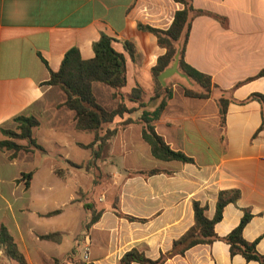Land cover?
<instances>
[{
	"label": "crops",
	"instance_id": "1",
	"mask_svg": "<svg viewBox=\"0 0 264 264\" xmlns=\"http://www.w3.org/2000/svg\"><path fill=\"white\" fill-rule=\"evenodd\" d=\"M192 5L196 12L185 61L209 75L214 88L207 99L189 98L180 77L167 80L173 95L154 125L172 150L194 163L157 160L142 139L140 125L119 128L106 156L119 160L120 168L109 171V181L102 182L112 194L107 202L99 198L103 206L95 209L105 210L83 235L75 237L72 251L77 256L69 260L58 255L55 245L64 242L63 233L71 232L68 227L55 232L52 224L77 199L70 194L60 208H51L61 201L54 182L55 178L65 181L73 169L87 172L86 163L71 159V151L88 143L79 140L75 113L60 107L65 94L44 83L50 71L59 69L68 50L78 48L83 59H91L93 44L106 35L126 57L127 84L121 95L127 99L139 88L149 100L154 95L151 69L165 50L138 25L166 30L182 6L174 0H0V141L6 139L3 130H16V118L34 117L39 126L33 135L44 149L38 152L47 158L43 164L36 163L37 151H20L10 160L11 152L0 151V225L8 228L28 264H54L56 259L73 264L83 260L85 247L88 263L93 264H119L132 249L151 260L168 254L164 264H258L239 255L232 257L221 240L195 246L183 256L171 254L173 242L194 224L193 202L207 206L206 216L212 219L219 192L234 190L240 197L224 208L214 231L226 236L248 212L252 218L243 237L257 241V251L264 255V131L254 137L262 122V105L248 100L254 93L264 95V76L257 77L264 69V0H193ZM125 42L133 44V56ZM190 87L199 91L195 85ZM92 90L104 108H117L114 89L95 82ZM220 97L230 100L224 126ZM68 161L82 168H73ZM153 169L164 172L134 174ZM29 173L32 177L26 186L22 177ZM115 199L123 214L146 221L117 217L111 208ZM83 205L81 229L90 218ZM55 210L62 212L46 216ZM52 233L62 234L60 243L40 239ZM0 264L18 263L0 251Z\"/></svg>",
	"mask_w": 264,
	"mask_h": 264
},
{
	"label": "trees",
	"instance_id": "2",
	"mask_svg": "<svg viewBox=\"0 0 264 264\" xmlns=\"http://www.w3.org/2000/svg\"><path fill=\"white\" fill-rule=\"evenodd\" d=\"M182 6L174 16L170 26L166 30L150 27L148 25H138L142 32H148L156 37L157 45L165 50L156 64L151 69V76L154 85V95L146 100L141 89L134 88L125 99L121 95V89L127 84L126 57L124 54L116 51L113 47L115 40L106 35L93 44L94 56L91 59H83L78 48H72L66 52L61 65L57 71H50V77L44 85L58 87L66 96V99L60 107H65L75 113V128L79 132H92L93 140L88 144H80L83 149L91 150L95 159H105L107 150L112 139L115 137L119 128H125L131 125H140L142 127V139L149 145L152 156L160 161L170 162L178 161L184 164L194 163L193 159L182 152L174 151L157 133L155 122H157L168 101L172 98V88L167 85L163 87L159 82V75L169 68L174 61V57L180 46V56L178 69L179 72L186 75L190 81L199 89L194 91L185 84L184 94L189 98L207 99L211 96L214 84L212 78L195 68L191 67L185 61V51L191 31L192 21L196 10L192 5L193 0H174ZM126 51L133 56L135 50L131 42H125ZM264 76V69L257 77ZM174 77L179 78L178 75ZM98 82L114 89V98L118 99V106L114 110L104 108L95 97L92 84ZM248 100L258 101L262 105V122L257 129L254 137L264 131V95L254 93ZM128 103L135 106L129 107ZM230 100L225 97L218 99L219 115L221 125H225L227 108ZM153 104V109L149 105ZM139 115L134 117L135 114ZM117 123V127L110 128L112 124ZM16 130H3L6 137L0 141V151L11 152L9 159L14 160L18 152H44L43 147L34 138V129L39 126V121L34 117L16 118ZM24 142L25 144H21ZM73 168H82L74 162L68 161ZM93 165V164H92ZM89 170V164L85 167ZM164 171L153 169L149 171L134 172L144 176H153ZM58 174L62 176V173ZM32 173L23 174L26 186L31 179ZM240 197L238 191H221L218 194L216 212L212 219L207 218V206H202L199 202H193L194 224L179 239L172 244L171 254L183 256L189 249L198 245H210L218 240L224 241L229 246L230 255H239L247 262H257L264 264V255L257 251V241L249 242L243 237V230L246 224L252 218L248 212L245 213L239 225L224 237L218 236L215 231V225L221 221L224 208L235 203ZM84 209L90 213V218L85 225L89 229L95 224L104 212V208L96 210L93 204L84 203ZM111 208L117 217L125 218L129 221L145 222L143 219H136L123 214L118 207V199H115ZM62 210H55L46 214V216H55ZM40 239L60 243L61 233H52L41 235ZM0 251L10 260L18 264H28L25 256L20 252L14 237L8 228L0 225ZM75 250H73L67 259H73ZM168 254H161L156 260L147 258L137 249L126 252L120 259L119 264H164ZM66 259V260H67ZM54 264H62V261L55 260ZM73 264H93L84 260H76Z\"/></svg>",
	"mask_w": 264,
	"mask_h": 264
},
{
	"label": "rangeland",
	"instance_id": "3",
	"mask_svg": "<svg viewBox=\"0 0 264 264\" xmlns=\"http://www.w3.org/2000/svg\"><path fill=\"white\" fill-rule=\"evenodd\" d=\"M173 78L179 79L174 76ZM153 107V104L149 105V109H153ZM79 135V140H84L87 143H90L93 140L92 132H80ZM36 154V163L41 161L43 164L44 159H47L45 155H43V153H39L38 151ZM71 159L76 162L83 161L86 163L85 167L89 164V170L87 169L86 172L73 169L72 175L67 176L65 181L55 178L54 188L57 191L56 196L61 201H59L56 205L52 204L51 208H60V206H62L60 204L65 202L70 194L73 195L74 199H77V202L72 203V205L68 207L67 214L59 218H54V223L52 224V227L54 228L53 230H56L55 232H60V228L63 227H68L71 232L70 234L63 233L64 242L60 245H55L60 257L70 255L73 249V240L75 237L85 233V228L81 229L79 226L82 221V217L86 214L82 209L81 204L90 203L94 204L97 209L102 208L103 204L102 202H99V198L103 196V202H107L112 194L111 191H105L103 188L104 186H102V182L109 181L107 176L109 171L119 170L120 168L119 160L115 161L114 158L110 160L108 156H106L103 160L95 159L91 150H78L77 147H74V151H71ZM40 173L45 175L44 169H42ZM80 191L82 193H80ZM73 233L76 234L73 235ZM73 256H77L76 251Z\"/></svg>",
	"mask_w": 264,
	"mask_h": 264
},
{
	"label": "water",
	"instance_id": "4",
	"mask_svg": "<svg viewBox=\"0 0 264 264\" xmlns=\"http://www.w3.org/2000/svg\"><path fill=\"white\" fill-rule=\"evenodd\" d=\"M179 56H180V46L178 48V51L174 57V61L172 62L171 66L167 68L163 73H161L158 77L159 82L163 87H166L167 80H169L175 75H178L181 79H184L189 85H194L186 75L179 72L178 69Z\"/></svg>",
	"mask_w": 264,
	"mask_h": 264
},
{
	"label": "built area",
	"instance_id": "5",
	"mask_svg": "<svg viewBox=\"0 0 264 264\" xmlns=\"http://www.w3.org/2000/svg\"><path fill=\"white\" fill-rule=\"evenodd\" d=\"M82 259L86 262H88L89 259V253H88V247H85L83 250Z\"/></svg>",
	"mask_w": 264,
	"mask_h": 264
}]
</instances>
